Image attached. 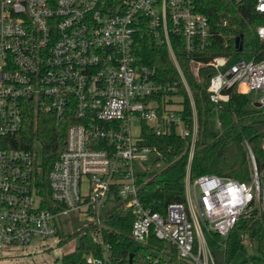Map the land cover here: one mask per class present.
Masks as SVG:
<instances>
[{
  "label": "built area",
  "instance_id": "2783aa9c",
  "mask_svg": "<svg viewBox=\"0 0 264 264\" xmlns=\"http://www.w3.org/2000/svg\"><path fill=\"white\" fill-rule=\"evenodd\" d=\"M249 2L262 21L254 33L264 43V0ZM142 29L167 45L191 99L190 122L179 87L137 64L134 44ZM221 35L196 0H0V249L57 236L76 214L84 225L79 232L102 248L100 256L87 255V263L109 264L103 225L120 205L135 215V240L155 236L173 243L182 260L217 264L209 235L226 239L242 219L264 220V167L248 142V181L218 174L192 179L188 170L185 201L169 203L163 212L139 197L140 173L154 171L151 165L163 157L144 143V123L158 134L174 131L190 139L189 166L199 135L174 38L197 78L202 67L213 68L207 89L217 112L231 88L254 92L251 104L264 106V48L231 64L225 54L203 59ZM50 116L67 128L62 151L44 173L40 144H21H28L32 117ZM151 154L156 157L149 165ZM246 238L248 233L244 244Z\"/></svg>",
  "mask_w": 264,
  "mask_h": 264
},
{
  "label": "trees",
  "instance_id": "16d2710c",
  "mask_svg": "<svg viewBox=\"0 0 264 264\" xmlns=\"http://www.w3.org/2000/svg\"><path fill=\"white\" fill-rule=\"evenodd\" d=\"M196 4L199 11L210 17L215 29L222 32L220 37H216L213 51L205 53L203 59L225 54L229 56L231 64L239 59H250L258 49L264 48V43L254 33V27L262 21L249 0H196ZM240 35L242 49L236 45V37ZM225 40L229 42L227 49ZM173 46L193 94L199 119V135L189 166L190 139L182 138L174 131L158 134L155 128L145 123L143 125L144 143L157 147L168 165L158 172L140 173L139 197L145 206L163 212L169 203L185 201L188 170L192 179L204 174H218L248 181L251 169L246 142L253 151L258 167H264V150L261 148L264 138V106L254 107L248 94L231 88L226 91L230 99L222 102L217 112L207 89L213 68L202 67L197 78L191 70L190 57L183 43L174 38ZM134 54L138 65L156 69L159 81L179 87L184 97V115L190 122L193 115L191 99L167 45L158 42L146 29H142L136 36ZM217 117L219 129L214 128ZM66 128L67 125L51 116L47 119L32 117L24 135L28 144L22 143L21 146L33 148L35 141L40 144L39 151L44 157L41 168L44 173L51 168L64 147ZM134 219L132 209L120 205L106 214L103 237L111 245L109 264H192L179 258L177 247L171 242L155 236H151L147 242L135 240L132 236ZM82 233L80 231L75 234L80 236V244L73 251L63 254L62 264H89L87 255L102 254L101 246L93 241L91 235ZM246 233L251 241L255 240L257 251L264 260V220L250 217L239 221L226 239L215 233L208 236L217 264H232L237 254L245 250L243 235ZM131 256L133 258L130 263Z\"/></svg>",
  "mask_w": 264,
  "mask_h": 264
},
{
  "label": "rangeland",
  "instance_id": "374dc122",
  "mask_svg": "<svg viewBox=\"0 0 264 264\" xmlns=\"http://www.w3.org/2000/svg\"><path fill=\"white\" fill-rule=\"evenodd\" d=\"M249 97L252 101L256 95L252 92ZM219 127L220 124L216 120L214 128L219 129ZM155 157V154H151L147 163L150 165ZM167 165L168 161L161 156L151 167L158 172ZM67 221L70 225H63L57 236L46 238L35 236L26 246L0 249V264H62L63 254L73 251L78 246L80 236L75 234L84 226L76 214L70 215ZM70 235L73 236L70 238ZM59 239H61L60 244ZM244 246L245 250L237 254L232 264H264V260L257 251L255 240L251 241L246 238Z\"/></svg>",
  "mask_w": 264,
  "mask_h": 264
},
{
  "label": "water",
  "instance_id": "95a60500",
  "mask_svg": "<svg viewBox=\"0 0 264 264\" xmlns=\"http://www.w3.org/2000/svg\"><path fill=\"white\" fill-rule=\"evenodd\" d=\"M236 45H237L240 49H242V46H243V43H242V35L236 37ZM253 106H254V107H260V103L253 102ZM132 258H133V257L131 256V261H130V263L132 262Z\"/></svg>",
  "mask_w": 264,
  "mask_h": 264
}]
</instances>
